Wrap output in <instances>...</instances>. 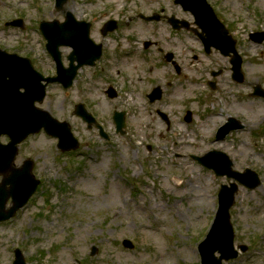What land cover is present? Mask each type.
<instances>
[{"label":"rangeland","instance_id":"rangeland-1","mask_svg":"<svg viewBox=\"0 0 264 264\" xmlns=\"http://www.w3.org/2000/svg\"><path fill=\"white\" fill-rule=\"evenodd\" d=\"M208 1L236 29L246 71L242 83L233 80L224 56L205 55L193 33L186 31L184 42H177L166 21L139 18L161 7L182 15L171 0L67 1L66 10L94 23L91 36L104 42L110 56L83 68L71 88L49 85L39 106L69 122L80 146L63 152L43 130L21 143L15 166L32 159L42 183L24 210L0 223V264H13L16 248L28 264H202L199 243L214 220L221 185L230 182L194 159L214 149L233 158L235 169L257 171L263 182L253 189L239 185L231 208L239 256L223 264H264V98L250 96L258 82L264 88V41L250 38L264 32V0ZM19 17L24 29L6 26ZM64 17L55 0H0V47L29 57L45 75L55 74L39 23ZM109 18L121 28L104 38L100 29ZM184 18L194 21L191 12ZM146 40L155 44L147 49ZM126 50L129 55L122 54ZM168 50L182 67L180 75L165 61ZM62 53L68 65L70 48ZM222 68V75L212 76ZM216 78L213 89L209 82ZM155 85L164 97L151 103L147 93ZM109 86L117 97H109ZM79 103L88 105L108 139L75 114ZM115 110L126 112L123 134L116 131ZM188 110L191 121L185 119ZM229 115L245 128L216 140ZM126 239L135 249L123 246Z\"/></svg>","mask_w":264,"mask_h":264},{"label":"water","instance_id":"water-1","mask_svg":"<svg viewBox=\"0 0 264 264\" xmlns=\"http://www.w3.org/2000/svg\"><path fill=\"white\" fill-rule=\"evenodd\" d=\"M67 0H57V4L61 7ZM188 8L200 17L202 26L208 24L209 31L212 29V35L209 33L206 41L209 45H216L223 51L227 49L235 51L233 43L224 32L223 26L219 24L217 16L211 6L205 0H185ZM111 27V28H110ZM205 27V26H204ZM42 31L48 39V49L53 54L58 63L59 77L46 78L47 81H61L65 87H69L73 83L77 70L84 64L93 65L95 60L101 55V46L95 45L89 38L90 24L79 23L75 20L71 12L68 13V20L64 24L58 23H42ZM114 29L112 24H108L106 29ZM105 33V32H104ZM61 45H71L74 52L70 56L72 61L77 60L78 65H72L71 68L65 69L61 60L59 47ZM0 136L8 134L11 137L9 145L0 143V171H6L11 167V163L15 159L17 153L16 144L24 140L30 133L40 131L42 127L47 132L60 137L59 146L63 149L76 147L77 141L73 138L70 127L67 123H60L54 120L48 111L40 110L35 106L36 101H42L46 86L41 83L44 79L33 67L31 61L26 58H20L14 54H7L0 51ZM171 59V56L170 58ZM235 78L239 81L243 80L240 72L241 59L233 60ZM25 88V92H21V88ZM112 96L115 95L114 90L110 91ZM154 101L161 97V90H154L150 96ZM78 113L89 123L95 122L94 117L83 109L78 107ZM115 121L118 130L121 131L125 126L124 112L115 114ZM231 127V126H230ZM224 135V134H222ZM222 155L219 152L199 158L201 162L209 167H214L218 174H229L241 179L242 175L233 172L229 159L224 155L225 161L221 165H215L211 156ZM32 164L20 175L17 170L13 171L11 177L4 180V184L0 187V221L10 218L16 210L22 207L37 188L38 181L31 174ZM245 182V181H244ZM250 186H255L256 182H246ZM10 184V189L6 185ZM237 188L233 185V189L223 186L220 193V209L214 227L208 237L201 246V254L203 264H222V259L237 256L234 249V234L229 222V209L233 204L234 191ZM13 197L14 206L5 213L4 206L9 197ZM127 246H133L130 241L125 243ZM245 249V248H244ZM219 250L222 254L220 258L215 257V252ZM15 264H25L21 252L17 251V260Z\"/></svg>","mask_w":264,"mask_h":264},{"label":"flooded vegetation","instance_id":"flooded-vegetation-1","mask_svg":"<svg viewBox=\"0 0 264 264\" xmlns=\"http://www.w3.org/2000/svg\"><path fill=\"white\" fill-rule=\"evenodd\" d=\"M175 6H177L176 4H174ZM165 8H162L161 11H160V15H161V21L160 22H165L167 24V26L169 27V29L171 28V33L172 35L175 36L176 38V41L177 42H184L182 41V38L184 37L185 35V32L188 31L190 33H193L195 35V37L197 38L198 36V29L197 30H194L192 28L190 29H185V28H181V29H173L171 27V22H170V19H169V15L167 13H170V15L174 18V19H179L177 24L178 25H182L183 23V20L185 19V14H186V11L183 9V7H181L180 9V12L182 13V15L174 8H169L170 12H166L164 11ZM184 15V16H183ZM119 27H120V24H119ZM201 31V30H200ZM172 42V41H170ZM168 51H171V50H168Z\"/></svg>","mask_w":264,"mask_h":264},{"label":"bare ground","instance_id":"bare-ground-1","mask_svg":"<svg viewBox=\"0 0 264 264\" xmlns=\"http://www.w3.org/2000/svg\"><path fill=\"white\" fill-rule=\"evenodd\" d=\"M214 117H215V118H213V119H212V117H211L209 120H215V119L217 118V116H216V115H214Z\"/></svg>","mask_w":264,"mask_h":264}]
</instances>
